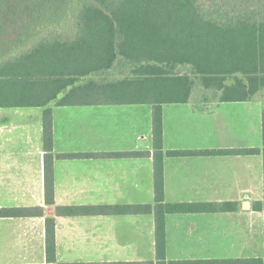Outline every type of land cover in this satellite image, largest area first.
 <instances>
[{
    "label": "crops",
    "instance_id": "0c3cea01",
    "mask_svg": "<svg viewBox=\"0 0 264 264\" xmlns=\"http://www.w3.org/2000/svg\"><path fill=\"white\" fill-rule=\"evenodd\" d=\"M197 89L188 103L161 107L164 204L193 210L164 214L165 262L264 264V92L246 102H219L220 93ZM68 94L45 107L0 106V212L43 209L42 217L0 215V264H47V218L55 221V264H155L154 212L129 211L155 206L153 106L58 105ZM45 109L52 123L51 206L45 204ZM248 149L260 153L166 155ZM56 207L104 211L57 216Z\"/></svg>",
    "mask_w": 264,
    "mask_h": 264
},
{
    "label": "trees",
    "instance_id": "16d2710c",
    "mask_svg": "<svg viewBox=\"0 0 264 264\" xmlns=\"http://www.w3.org/2000/svg\"><path fill=\"white\" fill-rule=\"evenodd\" d=\"M223 2L217 7L204 0H0V92L4 95L0 106L45 107L66 90L68 96L58 105L153 106L155 206L138 205L129 211L154 212L155 264H166L164 214L193 211L188 205L164 204L162 105L188 103L198 87L220 93L219 102H246L264 92V0ZM57 23H63V31L55 27ZM68 23L72 27L65 28ZM111 73L121 78L110 79ZM94 76L101 77L100 81ZM85 79L86 84L75 85ZM89 93L103 98H78ZM42 128L45 204L51 206L49 109L43 112ZM262 141L264 146V110ZM229 153L253 155L260 151H171L166 155ZM262 155L264 164V149ZM55 211L57 216H77L104 210L56 207ZM0 215L42 217L43 209L4 210ZM54 222V218L45 222L47 264L56 262Z\"/></svg>",
    "mask_w": 264,
    "mask_h": 264
},
{
    "label": "rangeland",
    "instance_id": "374dc122",
    "mask_svg": "<svg viewBox=\"0 0 264 264\" xmlns=\"http://www.w3.org/2000/svg\"><path fill=\"white\" fill-rule=\"evenodd\" d=\"M223 1H224V0H214V2L212 3L211 0H204V2L206 3V5H212V4H213L214 6H217V7H221V6L223 5V3H224ZM68 16H69V15H68ZM62 24H63V23H61V24H58V23H57V24H55V27L58 28L59 31H63V29H62V28H63V27H62ZM68 27H72V25H71L70 23H68V25L65 26V28H68ZM74 29H75V28H73V31H75ZM33 40L36 41V37H33V38H32V41H33ZM197 90H198V89H196L195 91H197Z\"/></svg>",
    "mask_w": 264,
    "mask_h": 264
}]
</instances>
